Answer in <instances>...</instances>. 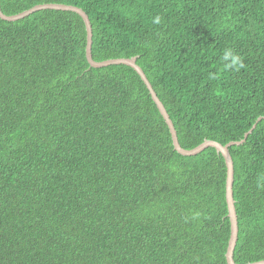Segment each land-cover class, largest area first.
I'll return each mask as SVG.
<instances>
[{
	"label": "trees",
	"instance_id": "16d2710c",
	"mask_svg": "<svg viewBox=\"0 0 264 264\" xmlns=\"http://www.w3.org/2000/svg\"><path fill=\"white\" fill-rule=\"evenodd\" d=\"M81 9L100 63L137 58L180 147H229L236 264L264 261V0H0ZM159 17L160 22L154 23ZM68 11L0 19V264H227V168L179 154L138 73L90 68ZM245 67H226V51Z\"/></svg>",
	"mask_w": 264,
	"mask_h": 264
},
{
	"label": "water",
	"instance_id": "95a60500",
	"mask_svg": "<svg viewBox=\"0 0 264 264\" xmlns=\"http://www.w3.org/2000/svg\"><path fill=\"white\" fill-rule=\"evenodd\" d=\"M43 10H57V11L61 10V11H65V12L66 11L74 12L82 18V20L85 24L86 32H87V34H86V37H87L86 59H87V62L89 64L90 68L98 69V68H104V67H108V66L124 65V66H128V67L134 69L138 73V75L140 76V78L144 82L146 88L148 89L149 94H150L153 102L156 104L160 115L164 119V121H165V123H166V125L170 131V134L172 136L173 146L179 154L185 155V156H192V155H196V154L202 152L206 148L211 147V148H214L218 154H221L223 156L224 161H225V165L227 168L225 198H226V203H227L228 218L230 221V239H229L228 249H227V253H226V261H227V264H236L233 260V254H234V250H235V247L237 244V238H238V223H237V214H236V209H235V201L233 199L234 168H233L232 158H231V155L229 152V147L242 145L245 142L248 135H250L252 133V131L255 129L257 123H259L262 120V118L257 119L256 124L252 126V128L244 135V138L239 142H231L225 146H222L219 143H216L214 141H204L200 146H198L192 150H188V151L184 150L180 147V145L178 143V139L176 137V132H175L174 126H173V124L169 118V115L166 112V109L164 108V106L160 102V100L158 99L155 91L153 90L151 84L147 80L144 72L136 64L137 58L133 57L131 59H115V60H108V61H104V62H100V63L93 61L92 56H91V47H92L91 25H90V22H89L87 15L81 9L71 7V6H65V5H52V4L37 5L31 9L27 10V11H24L20 14L13 15V16H6L0 10V19L5 20L7 22H17L18 20H21L22 18L28 17L29 15H31L37 11H43ZM249 264H264V261H259V262H255V263H249Z\"/></svg>",
	"mask_w": 264,
	"mask_h": 264
},
{
	"label": "clouds",
	"instance_id": "9594fccd",
	"mask_svg": "<svg viewBox=\"0 0 264 264\" xmlns=\"http://www.w3.org/2000/svg\"><path fill=\"white\" fill-rule=\"evenodd\" d=\"M160 22V19L159 17H157L155 20H154V23H159ZM224 60H229L230 58V63L226 65V67H232L233 69L235 70H239V69H242L245 67V64L243 62V59L242 57H240L239 55H235L231 52V50H228L225 52L224 54ZM234 168V167H233ZM234 183V181H233ZM225 191H226V185H225Z\"/></svg>",
	"mask_w": 264,
	"mask_h": 264
}]
</instances>
